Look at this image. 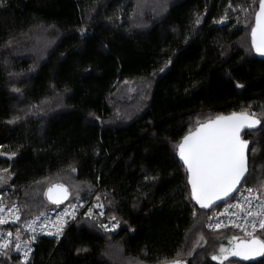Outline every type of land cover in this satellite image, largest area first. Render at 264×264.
Instances as JSON below:
<instances>
[{
	"label": "trees",
	"instance_id": "1",
	"mask_svg": "<svg viewBox=\"0 0 264 264\" xmlns=\"http://www.w3.org/2000/svg\"><path fill=\"white\" fill-rule=\"evenodd\" d=\"M259 2L0 0V172L12 175L0 199L21 221L57 206L54 183L89 201L61 240L37 238L29 264H264L214 258L240 235L207 230L177 155L200 122L251 113L244 184L264 194Z\"/></svg>",
	"mask_w": 264,
	"mask_h": 264
},
{
	"label": "water",
	"instance_id": "2",
	"mask_svg": "<svg viewBox=\"0 0 264 264\" xmlns=\"http://www.w3.org/2000/svg\"><path fill=\"white\" fill-rule=\"evenodd\" d=\"M250 37L255 55L264 59V0L259 2ZM260 125L261 120L251 113H230L202 121L182 137L177 155L188 173L191 198L199 208L209 211L239 190L249 172L251 147L243 133ZM70 195L69 188L62 183H54L46 190V199L55 205L68 201ZM251 241L258 243V251L255 249L257 253L247 261L264 253V242L259 237L242 239L237 244ZM159 264H187V261L177 259Z\"/></svg>",
	"mask_w": 264,
	"mask_h": 264
},
{
	"label": "built area",
	"instance_id": "3",
	"mask_svg": "<svg viewBox=\"0 0 264 264\" xmlns=\"http://www.w3.org/2000/svg\"><path fill=\"white\" fill-rule=\"evenodd\" d=\"M88 203L66 201L21 221L18 206L0 199V258L9 253L21 263L29 264L34 258L37 238L47 236L61 240ZM206 227L210 232L232 231L245 237L264 236V194L243 183L233 197L208 211Z\"/></svg>",
	"mask_w": 264,
	"mask_h": 264
},
{
	"label": "rangeland",
	"instance_id": "4",
	"mask_svg": "<svg viewBox=\"0 0 264 264\" xmlns=\"http://www.w3.org/2000/svg\"><path fill=\"white\" fill-rule=\"evenodd\" d=\"M11 178H12V175L10 174V172L8 170L0 172V187L9 184ZM69 190L71 192L70 198L74 197L75 195H78V193H79V188H77L76 186H73V185L69 186ZM80 200H82V199H80ZM91 213H94L93 210H91ZM83 215H84V213H83ZM243 238L244 237H242V236H239V238L237 236L231 237L228 241L229 244H227V246L223 247L222 251L219 254L215 255L214 258L218 261L224 260L225 257L228 256L232 247L239 242V239H243ZM228 245H229V247H228Z\"/></svg>",
	"mask_w": 264,
	"mask_h": 264
},
{
	"label": "flooded vegetation",
	"instance_id": "5",
	"mask_svg": "<svg viewBox=\"0 0 264 264\" xmlns=\"http://www.w3.org/2000/svg\"><path fill=\"white\" fill-rule=\"evenodd\" d=\"M253 237H246V239H251ZM242 248H245L244 250ZM255 249L258 251V243L251 241L248 244H236L230 250L228 256L231 258H235L241 261L249 260L253 255L257 253ZM255 251V252H253ZM226 258V257H225Z\"/></svg>",
	"mask_w": 264,
	"mask_h": 264
},
{
	"label": "crops",
	"instance_id": "6",
	"mask_svg": "<svg viewBox=\"0 0 264 264\" xmlns=\"http://www.w3.org/2000/svg\"><path fill=\"white\" fill-rule=\"evenodd\" d=\"M238 238H239V236H237ZM243 239H245V238H243ZM239 240H242V239H239ZM264 254V253H263Z\"/></svg>",
	"mask_w": 264,
	"mask_h": 264
}]
</instances>
